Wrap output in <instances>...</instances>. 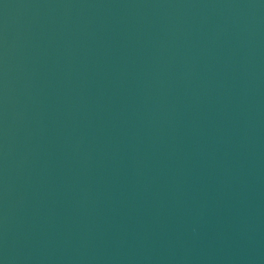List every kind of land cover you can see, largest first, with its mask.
Instances as JSON below:
<instances>
[{
	"label": "water",
	"instance_id": "1",
	"mask_svg": "<svg viewBox=\"0 0 264 264\" xmlns=\"http://www.w3.org/2000/svg\"><path fill=\"white\" fill-rule=\"evenodd\" d=\"M0 264H264V0H0Z\"/></svg>",
	"mask_w": 264,
	"mask_h": 264
}]
</instances>
